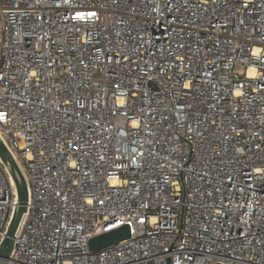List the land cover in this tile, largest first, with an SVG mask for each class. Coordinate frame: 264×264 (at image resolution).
Here are the masks:
<instances>
[{
    "label": "built area",
    "instance_id": "2783aa9c",
    "mask_svg": "<svg viewBox=\"0 0 264 264\" xmlns=\"http://www.w3.org/2000/svg\"><path fill=\"white\" fill-rule=\"evenodd\" d=\"M0 21L29 190L6 264H264V0H0ZM17 204L0 160V247Z\"/></svg>",
    "mask_w": 264,
    "mask_h": 264
},
{
    "label": "water",
    "instance_id": "95a60500",
    "mask_svg": "<svg viewBox=\"0 0 264 264\" xmlns=\"http://www.w3.org/2000/svg\"><path fill=\"white\" fill-rule=\"evenodd\" d=\"M0 160L7 168L18 194L17 207L8 227L6 237L0 247V264H6V261L10 259L14 247V239L17 237L26 218L29 190L23 171L2 141H0ZM129 238L130 229L128 226H124L120 229L93 238L90 241V249L93 252H98Z\"/></svg>",
    "mask_w": 264,
    "mask_h": 264
},
{
    "label": "rangeland",
    "instance_id": "374dc122",
    "mask_svg": "<svg viewBox=\"0 0 264 264\" xmlns=\"http://www.w3.org/2000/svg\"><path fill=\"white\" fill-rule=\"evenodd\" d=\"M1 29H2V24H1V21H0V39H1Z\"/></svg>",
    "mask_w": 264,
    "mask_h": 264
},
{
    "label": "bare ground",
    "instance_id": "6f19581e",
    "mask_svg": "<svg viewBox=\"0 0 264 264\" xmlns=\"http://www.w3.org/2000/svg\"><path fill=\"white\" fill-rule=\"evenodd\" d=\"M0 141H2V138H1V136H0Z\"/></svg>",
    "mask_w": 264,
    "mask_h": 264
},
{
    "label": "snow or ice",
    "instance_id": "6c2138e0",
    "mask_svg": "<svg viewBox=\"0 0 264 264\" xmlns=\"http://www.w3.org/2000/svg\"><path fill=\"white\" fill-rule=\"evenodd\" d=\"M92 15H95V13H92Z\"/></svg>",
    "mask_w": 264,
    "mask_h": 264
}]
</instances>
